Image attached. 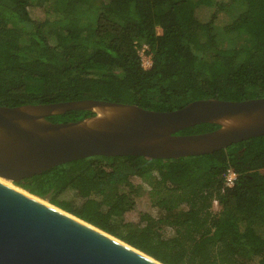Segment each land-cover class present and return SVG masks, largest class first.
Wrapping results in <instances>:
<instances>
[{
	"label": "trees",
	"instance_id": "1",
	"mask_svg": "<svg viewBox=\"0 0 264 264\" xmlns=\"http://www.w3.org/2000/svg\"><path fill=\"white\" fill-rule=\"evenodd\" d=\"M259 98L264 0H0L1 106L99 100L168 112ZM229 169L238 178L226 189ZM16 185L163 264H264V136L186 158L91 157Z\"/></svg>",
	"mask_w": 264,
	"mask_h": 264
},
{
	"label": "water",
	"instance_id": "2",
	"mask_svg": "<svg viewBox=\"0 0 264 264\" xmlns=\"http://www.w3.org/2000/svg\"><path fill=\"white\" fill-rule=\"evenodd\" d=\"M70 111L95 115L75 122L49 120ZM201 124L220 127L179 135ZM260 136L264 98L198 100L168 112L99 100L0 105V179L21 189L16 183L24 178L91 157L186 158ZM31 196L0 181V264H163Z\"/></svg>",
	"mask_w": 264,
	"mask_h": 264
},
{
	"label": "built area",
	"instance_id": "3",
	"mask_svg": "<svg viewBox=\"0 0 264 264\" xmlns=\"http://www.w3.org/2000/svg\"><path fill=\"white\" fill-rule=\"evenodd\" d=\"M149 51V46L147 44H144L140 49H139V56L142 61V66L145 69H149L152 67L153 60L152 56L148 53ZM237 173L233 169H229L226 171L224 174V186L226 189L228 188H233L236 181H237ZM215 208H217L218 203L215 202Z\"/></svg>",
	"mask_w": 264,
	"mask_h": 264
},
{
	"label": "rangeland",
	"instance_id": "4",
	"mask_svg": "<svg viewBox=\"0 0 264 264\" xmlns=\"http://www.w3.org/2000/svg\"><path fill=\"white\" fill-rule=\"evenodd\" d=\"M32 14L36 17V16H38L39 14H38V12H36V11H32ZM146 201H147V199L146 198H144L143 200H142V203L143 204H145L146 205ZM145 205H139V210L141 209V210H146L147 208H146V206Z\"/></svg>",
	"mask_w": 264,
	"mask_h": 264
},
{
	"label": "bare ground",
	"instance_id": "5",
	"mask_svg": "<svg viewBox=\"0 0 264 264\" xmlns=\"http://www.w3.org/2000/svg\"><path fill=\"white\" fill-rule=\"evenodd\" d=\"M0 181L5 183V184H7V185H9V186H11V187H13V188H15V189H17V190H19V191H21V192H23V193H25V194H27V195H29V196H31L30 193L28 194L27 192L22 191L21 189L17 188L16 186H14L13 184H11V183H9L7 181H4L2 179H0ZM31 197H33V196H31ZM35 199H37V198H35ZM37 200H39V199H37ZM44 203L47 204L48 202L45 201Z\"/></svg>",
	"mask_w": 264,
	"mask_h": 264
}]
</instances>
